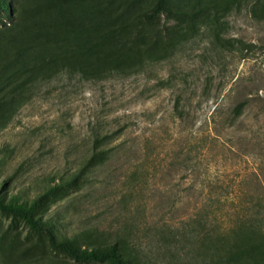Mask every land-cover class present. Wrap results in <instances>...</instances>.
<instances>
[{"label":"rangeland","instance_id":"obj_1","mask_svg":"<svg viewBox=\"0 0 264 264\" xmlns=\"http://www.w3.org/2000/svg\"><path fill=\"white\" fill-rule=\"evenodd\" d=\"M156 1L0 0V201L17 196L34 218L56 222L60 234L77 235L82 245L95 235L114 241L129 234L154 264H168L157 231L194 230L189 219L198 213L208 214L204 230L227 227L214 226L213 213L227 223L248 196L264 195V0H170L178 9L140 27ZM212 18L217 44L207 30ZM59 22L70 26L67 44L24 49L35 30ZM104 33L121 40L122 52L167 57L135 74L114 67L52 73L47 82L28 77L40 58L68 59L73 67L97 61L99 49L91 57L80 50ZM115 130L114 156L81 189L40 199L77 168L94 132ZM0 264L70 260L0 210Z\"/></svg>","mask_w":264,"mask_h":264},{"label":"trees","instance_id":"obj_2","mask_svg":"<svg viewBox=\"0 0 264 264\" xmlns=\"http://www.w3.org/2000/svg\"><path fill=\"white\" fill-rule=\"evenodd\" d=\"M172 3L170 0H157L153 6V13L145 20H141L138 25L142 28L154 27L164 12L171 11L168 7L178 6H172ZM260 6L264 11V1ZM180 14L188 15L186 12H180ZM198 17V15L190 16L189 31L191 33L195 32L196 25L199 23L195 22ZM209 23L207 30L213 33V40L217 44L219 41L218 20L212 18ZM34 27L30 30H35ZM69 28V25L59 22L52 24L51 30L44 28L35 30L32 34L34 36L26 38L28 44L24 46V49L27 50L31 44L49 45L58 41L67 44L69 35L72 34ZM120 41L116 35L104 33L98 39L83 44L80 50L82 55L91 57L92 49H99L95 53L97 61H92L86 67L81 65L73 67L68 59L56 63V59L53 58L50 60L40 58L38 61L40 65L34 63L32 66H28L27 62L30 74L28 77L35 79L38 76L41 82H47L50 80L49 74L52 73L74 75L75 73L82 74L85 69L86 74H91L94 70L105 72L114 67L122 68L124 73L135 74L144 71L148 65L159 63L167 57L159 54L155 58L146 49H138L134 53L122 52L121 47L124 46ZM245 107L246 102L243 101L233 108L234 120L241 116ZM174 110L178 121H184V114L178 102ZM120 133V130L104 134L94 132L86 156L80 160L77 168L67 176H60L58 182L51 184L40 199L65 191L81 189L87 177L114 156L115 149L111 147V144L117 140ZM0 210L21 218L30 229L45 235L50 247L65 255L70 260V264H154L151 256L142 252L140 246L132 241L129 234L121 235L114 241L107 240L102 235H95L90 245H82L77 235L60 234L56 228V222H44L39 218H34L33 208L27 206L26 203H19L15 195L10 196V201L7 203L0 201ZM218 216L213 213V225L227 227H218L211 231L204 230V226H208V214L198 213L189 219L191 226H197L194 230L190 229L178 234L170 229L157 231L156 238L161 252H164V257L168 259V264H264V195L248 196L240 210L238 208L233 210L227 223L219 224Z\"/></svg>","mask_w":264,"mask_h":264}]
</instances>
